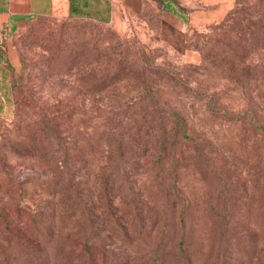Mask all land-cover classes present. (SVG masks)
<instances>
[{"label": "rangeland", "instance_id": "obj_1", "mask_svg": "<svg viewBox=\"0 0 264 264\" xmlns=\"http://www.w3.org/2000/svg\"><path fill=\"white\" fill-rule=\"evenodd\" d=\"M254 2L194 4L187 27L154 7L121 26L40 16L2 41L0 264H264V51L228 49ZM164 105L188 137L128 179L106 147L76 160L77 137Z\"/></svg>", "mask_w": 264, "mask_h": 264}, {"label": "trees", "instance_id": "obj_2", "mask_svg": "<svg viewBox=\"0 0 264 264\" xmlns=\"http://www.w3.org/2000/svg\"><path fill=\"white\" fill-rule=\"evenodd\" d=\"M246 9L248 11H244L242 17H237L234 20L235 28L230 29L234 36L228 40L233 46V48L228 46L229 51L234 53L237 58L239 57V60H243L246 56L245 53L253 50L261 49L264 51V0H255ZM239 13L242 14V12ZM248 16L255 18L250 19ZM123 70L114 72L113 76L105 78V81L110 84L123 80L118 76ZM159 103V101H148L142 104L140 108H136L149 112L150 109L156 108ZM163 108H166L164 117L140 113L135 118L122 115L108 118L104 130L93 131L90 138L77 137L84 142L82 145H78L76 142L74 150L76 160L80 165H86L89 159L93 160L99 149L106 147L107 155L103 156L106 162L115 161L118 163L117 165L124 167L116 171L117 173L114 172L113 175L115 176L120 172L125 179H128L137 170V163L148 152L158 148L165 150L168 145H172L174 141L177 142L180 137H188L187 131L190 130V124L185 113L172 105H164ZM51 128H57V125L51 124L49 129Z\"/></svg>", "mask_w": 264, "mask_h": 264}, {"label": "crops", "instance_id": "obj_3", "mask_svg": "<svg viewBox=\"0 0 264 264\" xmlns=\"http://www.w3.org/2000/svg\"><path fill=\"white\" fill-rule=\"evenodd\" d=\"M212 1L215 5L221 6L223 0ZM213 2L209 0H0V45L3 40L12 38L28 21L40 16H63L121 26L139 18L147 8L154 7L162 16L174 19L187 27L193 25L194 4L202 6L214 4ZM5 97L4 92L0 93V113L3 112L7 101Z\"/></svg>", "mask_w": 264, "mask_h": 264}]
</instances>
